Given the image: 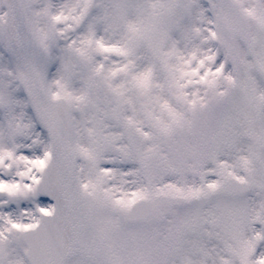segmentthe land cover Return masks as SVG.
Returning a JSON list of instances; mask_svg holds the SVG:
<instances>
[{"label":"snow or ice","instance_id":"obj_1","mask_svg":"<svg viewBox=\"0 0 264 264\" xmlns=\"http://www.w3.org/2000/svg\"><path fill=\"white\" fill-rule=\"evenodd\" d=\"M0 264H264V0H0Z\"/></svg>","mask_w":264,"mask_h":264}]
</instances>
